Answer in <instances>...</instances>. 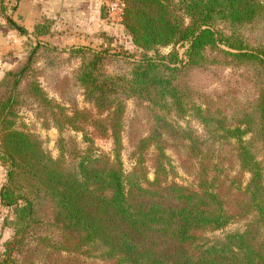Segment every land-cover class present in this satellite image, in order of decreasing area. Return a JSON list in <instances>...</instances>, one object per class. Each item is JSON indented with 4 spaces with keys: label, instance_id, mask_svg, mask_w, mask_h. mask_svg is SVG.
Masks as SVG:
<instances>
[{
    "label": "trees",
    "instance_id": "trees-1",
    "mask_svg": "<svg viewBox=\"0 0 264 264\" xmlns=\"http://www.w3.org/2000/svg\"><path fill=\"white\" fill-rule=\"evenodd\" d=\"M119 1L120 23L141 51L140 57L126 62L125 72L114 74L104 70L108 53L78 51L82 66L77 82L100 119L81 111L65 116L57 104L46 101L36 83L28 88L51 111L58 130L64 126L77 130L80 122L92 121L98 136L111 140L112 157L88 150L75 167L63 169L35 137L13 128L14 97L38 47L19 71L8 73V97L0 102V161L7 165L0 202L12 209L13 219L6 223L14 235L4 244L0 264H34L26 257L17 258L45 214L60 233L55 241L37 238L51 254L95 257L109 264H264V81H258L256 99L230 98L225 116L213 111L204 114L182 83L185 69L209 64L206 50L264 69V40L255 36L264 32V0ZM41 29L42 25H36L32 35H44ZM185 44L182 61L175 47ZM170 47L166 55L156 53ZM130 99L147 104L154 121L134 154V167L125 173L119 152L125 102ZM169 108L178 116L193 117L203 128L205 139L199 140L178 127V140L190 142V151L201 148L203 142L236 145L239 168L250 177L244 191L230 202L233 212L227 211L223 198L208 182L206 168L199 169L200 182L194 188L168 180L170 161L162 143L173 125L162 113ZM86 136L84 142L91 143ZM149 147L158 151L151 159L152 181L144 169L143 152ZM247 217L251 221L242 232L207 236L224 229L232 219Z\"/></svg>",
    "mask_w": 264,
    "mask_h": 264
},
{
    "label": "rangeland",
    "instance_id": "rangeland-1",
    "mask_svg": "<svg viewBox=\"0 0 264 264\" xmlns=\"http://www.w3.org/2000/svg\"><path fill=\"white\" fill-rule=\"evenodd\" d=\"M21 0H0V102L8 97L7 87L8 73L19 71L27 62L33 49L37 51L33 55L32 63L27 76L23 78L14 97L13 128L35 137L42 149L53 160L61 163L63 169L75 167L78 158L85 151L93 155H107L112 157L113 146L109 139L98 136L92 121L80 122L79 129L64 126L55 128L52 123L51 111L32 95L28 90L31 83H36L46 101L57 104L65 116L72 117L75 111L87 112L93 119L101 116L90 105L84 91L77 82V76L82 66L79 50L102 51L109 55L104 70L108 73H123L128 69L126 62L140 57L141 51L131 42L124 27L119 21H115L108 11L105 1L102 16L111 25L108 28L97 31L93 28H74V21L61 25L56 15L44 16L36 20L31 26L27 13L21 12ZM29 0H22L27 3ZM120 2V1H119ZM121 3V2H120ZM121 15V14H120ZM75 19L74 16H70ZM9 20L12 22L9 23ZM36 25H42L44 35L34 37L33 29ZM23 28L26 34H22L16 27ZM78 27V26H77ZM264 40V32L255 35ZM187 44L177 46L175 49L179 58L185 61ZM222 50L227 48L219 45ZM170 48L158 49L157 54L166 55ZM151 52L149 55H155ZM205 56L209 64L203 68H190L183 71L182 83L190 88L192 101L204 114L213 111L218 115H224V109L230 98L235 95L256 99L261 85L258 81H264V69L232 62L230 58L219 51L206 50ZM253 94V95H252ZM245 103H249L245 99ZM147 104H142L134 99L125 102L123 116V128L121 131L120 160L125 173L132 170L135 165L134 154L140 148L141 140L150 131L154 121ZM58 110H55L57 112ZM157 112V111H156ZM168 113H162L172 123L173 129L166 134L162 143L163 153L170 161V182L186 187L194 188L199 179V169H207L208 182L213 189L223 198L227 211L233 212L230 202L239 191H244L249 180V174L239 168L236 159V145L233 141L214 145L203 142L202 147L189 150V143L178 140V127L184 129L186 135L192 134L199 140L205 139L203 128L199 121L193 117L178 116L169 108ZM104 116V115H103ZM102 116V117H103ZM171 125V126H172ZM83 129V132L80 129ZM91 143L84 142V135ZM143 153L146 154L144 169L149 181L153 180L152 157L157 154L154 147H149ZM193 153H199L197 157ZM215 155L219 157L216 158ZM264 167V165H263ZM7 165L0 161V190L6 182ZM264 177V175H263ZM12 209L2 206L0 202V260L4 252V244L13 238L14 230L8 225L13 219ZM251 217L245 219H232L222 230L208 233L209 238L221 237L226 233L242 232L251 221ZM49 216H43V222L31 233L25 241L23 257L34 261V264H109L99 259L69 253H50L37 238H50L52 241L59 239L57 228L48 223ZM8 222V223H6ZM31 263V262H29Z\"/></svg>",
    "mask_w": 264,
    "mask_h": 264
},
{
    "label": "crops",
    "instance_id": "crops-1",
    "mask_svg": "<svg viewBox=\"0 0 264 264\" xmlns=\"http://www.w3.org/2000/svg\"><path fill=\"white\" fill-rule=\"evenodd\" d=\"M20 2L21 12L27 13L31 26L41 16L58 14L56 18L61 25L74 21V28L112 30L111 25L102 16L104 0H29L27 3L21 0ZM105 6H107L106 3ZM70 16H74L75 19H71Z\"/></svg>",
    "mask_w": 264,
    "mask_h": 264
},
{
    "label": "built area",
    "instance_id": "built-area-1",
    "mask_svg": "<svg viewBox=\"0 0 264 264\" xmlns=\"http://www.w3.org/2000/svg\"><path fill=\"white\" fill-rule=\"evenodd\" d=\"M108 11L115 21H119L122 5L119 0H112L107 4Z\"/></svg>",
    "mask_w": 264,
    "mask_h": 264
}]
</instances>
